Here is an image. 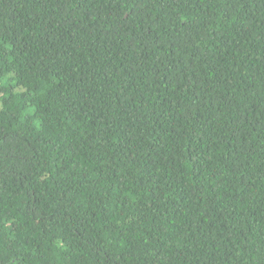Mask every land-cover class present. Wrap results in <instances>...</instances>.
Segmentation results:
<instances>
[{
    "label": "trees",
    "instance_id": "1",
    "mask_svg": "<svg viewBox=\"0 0 264 264\" xmlns=\"http://www.w3.org/2000/svg\"><path fill=\"white\" fill-rule=\"evenodd\" d=\"M0 264H264V0H0Z\"/></svg>",
    "mask_w": 264,
    "mask_h": 264
}]
</instances>
